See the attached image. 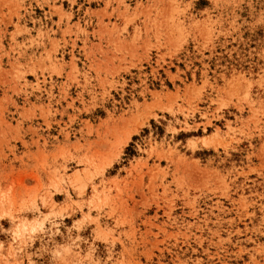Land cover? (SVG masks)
Here are the masks:
<instances>
[{
  "label": "rangeland",
  "instance_id": "1",
  "mask_svg": "<svg viewBox=\"0 0 264 264\" xmlns=\"http://www.w3.org/2000/svg\"><path fill=\"white\" fill-rule=\"evenodd\" d=\"M0 264H264V0H0Z\"/></svg>",
  "mask_w": 264,
  "mask_h": 264
}]
</instances>
